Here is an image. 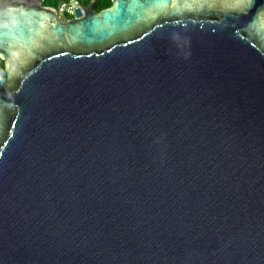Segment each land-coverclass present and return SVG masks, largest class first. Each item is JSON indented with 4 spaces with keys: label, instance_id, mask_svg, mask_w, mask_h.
<instances>
[{
    "label": "water",
    "instance_id": "water-1",
    "mask_svg": "<svg viewBox=\"0 0 264 264\" xmlns=\"http://www.w3.org/2000/svg\"><path fill=\"white\" fill-rule=\"evenodd\" d=\"M80 9L0 3V264H264V0Z\"/></svg>",
    "mask_w": 264,
    "mask_h": 264
},
{
    "label": "trees",
    "instance_id": "trees-1",
    "mask_svg": "<svg viewBox=\"0 0 264 264\" xmlns=\"http://www.w3.org/2000/svg\"><path fill=\"white\" fill-rule=\"evenodd\" d=\"M64 0H43L42 5L49 8H55L60 2ZM112 0H79L80 4L86 8L91 2L93 3V9L95 12H100L111 6ZM64 20L69 19L68 17H63ZM0 81L2 83L6 82V72L4 70L3 62L0 60Z\"/></svg>",
    "mask_w": 264,
    "mask_h": 264
},
{
    "label": "built area",
    "instance_id": "built-area-1",
    "mask_svg": "<svg viewBox=\"0 0 264 264\" xmlns=\"http://www.w3.org/2000/svg\"><path fill=\"white\" fill-rule=\"evenodd\" d=\"M6 0H0V3ZM42 4L43 0H39ZM80 7L84 8L79 0H64L60 2L54 9L57 11L58 15H62L63 17H68L72 19L75 17V10L80 9ZM81 12V9H80Z\"/></svg>",
    "mask_w": 264,
    "mask_h": 264
},
{
    "label": "rangeland",
    "instance_id": "rangeland-1",
    "mask_svg": "<svg viewBox=\"0 0 264 264\" xmlns=\"http://www.w3.org/2000/svg\"><path fill=\"white\" fill-rule=\"evenodd\" d=\"M61 18H63V16L62 15H59Z\"/></svg>",
    "mask_w": 264,
    "mask_h": 264
},
{
    "label": "snow or ice",
    "instance_id": "snow-or-ice-1",
    "mask_svg": "<svg viewBox=\"0 0 264 264\" xmlns=\"http://www.w3.org/2000/svg\"><path fill=\"white\" fill-rule=\"evenodd\" d=\"M239 7V5H237Z\"/></svg>",
    "mask_w": 264,
    "mask_h": 264
},
{
    "label": "flooded vegetation",
    "instance_id": "flooded-vegetation-1",
    "mask_svg": "<svg viewBox=\"0 0 264 264\" xmlns=\"http://www.w3.org/2000/svg\"><path fill=\"white\" fill-rule=\"evenodd\" d=\"M63 19V18H62ZM64 20V19H63Z\"/></svg>",
    "mask_w": 264,
    "mask_h": 264
}]
</instances>
